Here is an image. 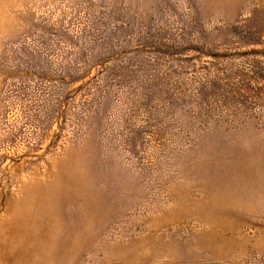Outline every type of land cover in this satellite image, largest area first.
<instances>
[{
    "label": "rangeland",
    "instance_id": "1",
    "mask_svg": "<svg viewBox=\"0 0 264 264\" xmlns=\"http://www.w3.org/2000/svg\"><path fill=\"white\" fill-rule=\"evenodd\" d=\"M0 264H264V0H0Z\"/></svg>",
    "mask_w": 264,
    "mask_h": 264
}]
</instances>
